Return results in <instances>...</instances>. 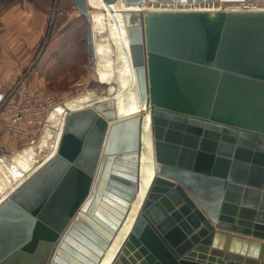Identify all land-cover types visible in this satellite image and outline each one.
Returning <instances> with one entry per match:
<instances>
[{"label": "water", "instance_id": "95a60500", "mask_svg": "<svg viewBox=\"0 0 264 264\" xmlns=\"http://www.w3.org/2000/svg\"><path fill=\"white\" fill-rule=\"evenodd\" d=\"M251 1L73 0L104 89L0 158V264H264V6L224 5Z\"/></svg>", "mask_w": 264, "mask_h": 264}, {"label": "rangeland", "instance_id": "374dc122", "mask_svg": "<svg viewBox=\"0 0 264 264\" xmlns=\"http://www.w3.org/2000/svg\"><path fill=\"white\" fill-rule=\"evenodd\" d=\"M23 5L45 14V20L29 61L15 72L8 86L19 78L25 83L32 74L40 73L41 90L61 97L73 93L78 84L88 91L104 89V85L96 80L95 71L89 67L88 21L76 9L73 0H0V13ZM46 134L47 129L41 137Z\"/></svg>", "mask_w": 264, "mask_h": 264}, {"label": "crops", "instance_id": "0c3cea01", "mask_svg": "<svg viewBox=\"0 0 264 264\" xmlns=\"http://www.w3.org/2000/svg\"><path fill=\"white\" fill-rule=\"evenodd\" d=\"M44 20L45 14L29 10L26 5L10 7L0 13V97L14 79L15 72L29 61L33 48L40 39ZM39 77L40 73L32 74L24 86L41 89ZM23 149L22 143L7 140L0 130V158L8 159ZM1 168L0 176L2 172L7 174L5 166L2 165Z\"/></svg>", "mask_w": 264, "mask_h": 264}, {"label": "built area", "instance_id": "2783aa9c", "mask_svg": "<svg viewBox=\"0 0 264 264\" xmlns=\"http://www.w3.org/2000/svg\"><path fill=\"white\" fill-rule=\"evenodd\" d=\"M224 5L245 8L264 6L263 3L255 1ZM81 85L78 84L69 96L61 97L41 89L26 87L23 78L13 81L0 97V130L4 137L18 143H22L28 137H36L35 139L40 137L45 129L46 116L54 107L70 97L88 91L81 88Z\"/></svg>", "mask_w": 264, "mask_h": 264}, {"label": "bare ground", "instance_id": "6f19581e", "mask_svg": "<svg viewBox=\"0 0 264 264\" xmlns=\"http://www.w3.org/2000/svg\"><path fill=\"white\" fill-rule=\"evenodd\" d=\"M178 6V5H177ZM93 11L92 10H90L89 11V15H90V13H92ZM80 212H81V209L79 208L78 209V211H76V213L74 214V216H73V218L75 219V220H77L78 218H79V214H80Z\"/></svg>", "mask_w": 264, "mask_h": 264}]
</instances>
